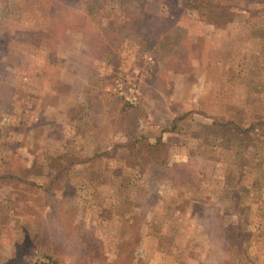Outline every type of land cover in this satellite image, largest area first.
<instances>
[{"label": "rangeland", "instance_id": "rangeland-1", "mask_svg": "<svg viewBox=\"0 0 264 264\" xmlns=\"http://www.w3.org/2000/svg\"><path fill=\"white\" fill-rule=\"evenodd\" d=\"M70 188L86 249L20 257L8 195ZM42 260L264 264V0H0V264Z\"/></svg>", "mask_w": 264, "mask_h": 264}, {"label": "crops", "instance_id": "crops-1", "mask_svg": "<svg viewBox=\"0 0 264 264\" xmlns=\"http://www.w3.org/2000/svg\"><path fill=\"white\" fill-rule=\"evenodd\" d=\"M89 146H91L90 152H93L95 147L93 145ZM122 147H124L123 143H121V146L117 145L118 149ZM169 147H171L170 151L174 149L173 146ZM81 166L83 165L81 164ZM85 167H88V165H85ZM68 176L65 178L66 183L74 184V179L70 175ZM70 187L74 189V187ZM71 188L68 191L39 192L34 195L29 193L15 194L17 202H15L14 208L11 207L14 194L8 195V197L11 195L13 198L9 197L11 203L10 207L7 206L6 211H15L14 215L18 214V211H24L27 217L25 223L30 226L24 228L25 231H30L27 238L29 242L25 245L27 254L23 252L20 257H30L34 252H37L33 257L52 256L58 262L68 263L69 258L76 255L75 248L86 249L87 233L92 228L99 231V223H92V219L91 222H87V219L96 216L99 220L103 210L108 208V205L103 206L109 204L108 200L111 197L106 196L103 191H98L99 193L96 191L81 193L71 190ZM100 221L102 223L100 227H103V219L101 218ZM91 224L93 227L89 228ZM95 224L97 225L95 226ZM80 233H84V236H80ZM19 244L20 242L13 243L11 249L13 250ZM32 252L33 254H31ZM85 252L87 253V250Z\"/></svg>", "mask_w": 264, "mask_h": 264}, {"label": "built area", "instance_id": "built-area-1", "mask_svg": "<svg viewBox=\"0 0 264 264\" xmlns=\"http://www.w3.org/2000/svg\"><path fill=\"white\" fill-rule=\"evenodd\" d=\"M120 81L116 80L114 89L117 96L131 106H136L140 101V92L134 85H123ZM39 264H53L49 260H42Z\"/></svg>", "mask_w": 264, "mask_h": 264}]
</instances>
